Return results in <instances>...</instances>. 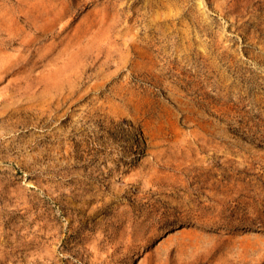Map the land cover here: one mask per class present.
<instances>
[{
	"label": "rangeland",
	"instance_id": "obj_1",
	"mask_svg": "<svg viewBox=\"0 0 264 264\" xmlns=\"http://www.w3.org/2000/svg\"><path fill=\"white\" fill-rule=\"evenodd\" d=\"M0 264H264V0H0Z\"/></svg>",
	"mask_w": 264,
	"mask_h": 264
}]
</instances>
